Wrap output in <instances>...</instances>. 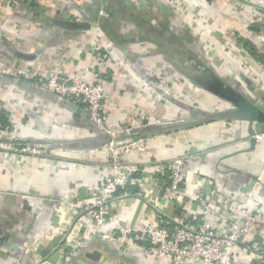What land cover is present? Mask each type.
I'll use <instances>...</instances> for the list:
<instances>
[{
	"label": "crops",
	"instance_id": "1",
	"mask_svg": "<svg viewBox=\"0 0 264 264\" xmlns=\"http://www.w3.org/2000/svg\"><path fill=\"white\" fill-rule=\"evenodd\" d=\"M179 6L186 10L185 15L164 0H0V75L12 79L0 84V111L8 114L9 121L8 126L0 125V139L50 150L46 157L0 154V264H21L29 246L42 237L51 240L45 253L47 264H77L79 259L91 264L94 259L103 262L109 258L116 264H168L167 259L155 257L152 244L136 234L132 236L133 253L102 242L92 243L86 252L69 259L58 253L62 239L77 244L92 230L88 215V225L76 230L72 226L78 222L75 211L84 214L85 202L108 174L109 158L101 149L107 137L91 123L81 102L70 100L75 106L67 107L58 95L35 86L50 75L83 73L91 79L99 72L109 88L112 122L130 125L133 120L136 124L140 112L130 110L126 102H143L145 89L137 73H130V61L123 68L115 57L125 53L130 60V51L138 50L142 53L135 52L133 59L141 61L151 47L163 53L164 46L177 51L172 40L179 35L194 49L193 36L206 35L215 44L213 60L203 51L204 57L194 58L200 63L199 68L192 65L194 74L203 73L209 79L212 72L228 85L236 84L251 101L264 102V18L259 23L251 21V15L260 18L255 11L263 10L264 0H182ZM185 17L192 25L179 26ZM111 22L114 28L109 26ZM239 38L247 44L241 51L236 43ZM108 50L111 61L102 58ZM196 50L202 51L197 46ZM87 67L92 71L86 72ZM189 78L206 90L192 74ZM227 102L229 106L222 104L219 111L235 109ZM144 124L130 130L137 132ZM250 127L258 133L264 124L207 121L165 132L145 152L126 155L125 160L143 164L129 184L137 190L113 196L104 228L136 229L162 224L164 219L196 225L201 220L197 195L220 189L241 197L246 194L241 189L253 182V177L261 186L256 202L264 212V140L257 138L253 144ZM182 156L187 159L189 173L183 189L174 194L171 184L166 187L171 183L169 170L159 166ZM230 209L231 205H226L225 212ZM219 219L217 224L226 228ZM87 253L92 255L82 256ZM259 261L264 264L255 253L245 250V244L240 245L235 264Z\"/></svg>",
	"mask_w": 264,
	"mask_h": 264
},
{
	"label": "built area",
	"instance_id": "2",
	"mask_svg": "<svg viewBox=\"0 0 264 264\" xmlns=\"http://www.w3.org/2000/svg\"><path fill=\"white\" fill-rule=\"evenodd\" d=\"M164 1L180 13L186 14V10L179 6L182 0ZM255 12L261 14L260 18L251 15V21L259 23L264 18V8L261 12ZM206 40L209 38L206 37ZM236 43L240 48V43L238 41ZM107 49L112 51L108 43ZM92 79L94 81L86 80L82 73L69 77L50 75L48 79L40 80V83L64 99L86 104L91 120L102 129L105 128L109 111L105 104L108 99L104 90L105 80L99 72H94ZM144 125L148 126V123ZM107 130L104 131L109 133L111 140L102 147V150L106 151L109 158L108 174L99 180L97 190L85 202L84 214L76 210L78 222L73 224L72 230L88 225L85 215L92 219L93 227L84 236L83 241L77 244L62 239L58 253L63 254L65 259L86 252L92 243L94 245L98 242L119 250L127 249L133 253L132 236L136 234L141 241L152 244L151 251L155 257L167 259L168 264H235L236 253L241 244H245V250L255 253L258 258L264 260V212L259 209L256 202V196L261 191L258 183L251 192L241 197L220 189L197 195L201 207V220L196 225L180 220L175 221L173 231L162 224H148L136 229L120 228L114 231L105 229L108 205L115 192L118 188H125L131 184L143 166L142 163L125 160V156L134 152H145L152 141L160 137L158 136L160 134H156L157 136L154 134L138 140H118L115 138L116 129ZM257 137L262 138L264 135L259 134ZM2 153L6 157L11 153L46 157L49 149L34 143L21 144L1 140L0 154ZM159 168L169 170L171 190L174 194L181 191V185L189 173L187 159L184 156L175 157L167 162V166L161 165ZM226 205H231V209L225 212ZM218 214L227 225L226 228L217 224L220 222ZM73 235L72 231L71 240ZM50 243L51 240L46 237L34 241L21 258V264H47L45 253Z\"/></svg>",
	"mask_w": 264,
	"mask_h": 264
},
{
	"label": "rangeland",
	"instance_id": "3",
	"mask_svg": "<svg viewBox=\"0 0 264 264\" xmlns=\"http://www.w3.org/2000/svg\"><path fill=\"white\" fill-rule=\"evenodd\" d=\"M9 19V17H6ZM186 21H179L178 25L183 27V26H188L192 25L190 23V18H186ZM187 20L189 21V24H187ZM178 31L183 32L179 30L180 28H176ZM190 36H192L191 33H189ZM180 36V35H179ZM177 37L176 39L172 40L173 45L176 47V50L170 49V51L173 52H167V54L163 52H158L154 51V47H151V50H147L146 53L141 56V62L140 59L135 58L133 59V55L136 56V53H142L141 51L139 52L138 50L136 51H130V60L128 57L124 54H121V56L115 57L117 61H120L122 63V67L124 68V65L130 61V73L132 70H134L137 75L141 78L142 82V87L145 89L144 93V101L141 102L140 100L137 102L132 101H127L126 103H130V110L133 108L136 109V112H140L138 115V118L140 119L137 121V123L140 124H132L134 122L133 120H130V125L127 122L123 123H114L112 122L111 116H112V111L111 110V104H110V92L109 88L105 84V93L108 96V99H106L105 104L108 107V116L105 122V128H99L90 118L91 123L94 125V127H97L99 130L105 133L104 130L107 129H116L117 132L115 134V138L118 140H128L130 139L129 137L125 136L126 131L132 132L130 129L134 126H140L144 122L145 124L148 123V125H159L163 124L164 122H171V121H176L179 118H181V115H184L186 113H190V109L188 106L192 108H199L202 110H214V111H219L223 108L222 104L226 107L227 105L229 106V103L227 101H224L218 97H213V93L210 92L209 90H205L204 88H201L199 86H196L195 84L190 81H188V76L190 74H194L196 71H193V66L191 64V59L197 58L198 55H204L203 51L209 55V58H211L212 51L215 48V44L211 42V40H206V35L202 38V36L194 37L193 39L196 40L195 43H197V47L200 48L202 51H197L196 46L194 49L192 47L190 48L189 46L187 47L182 41L180 37ZM216 37V36H215ZM184 40V39H182ZM231 40V39H230ZM167 42L170 40H166ZM233 40H231L232 42ZM222 46V45H220ZM218 47V46H217ZM223 47V46H222ZM241 48V49H240ZM238 47V50H242L243 48L240 46ZM230 49V48H227ZM179 51H182L186 55H182L179 53ZM145 53V52H144ZM110 52H106L104 55H102V58H109V61H111L110 57ZM203 56V57H204ZM150 57L149 61L148 58ZM188 57V59H187ZM190 57V58H189ZM216 58V57H215ZM187 59V60H186ZM213 60V58H211ZM205 61V59L203 58ZM106 61V60H104ZM212 62V61H211ZM125 63V64H124ZM251 65V61L249 62ZM121 67V68H122ZM215 67V66H214ZM122 68V69H123ZM180 68L181 71H180ZM217 69V68H216ZM92 71L90 67L86 68V72ZM188 71L189 75L184 76L181 74V72ZM85 72V73H86ZM258 72L263 75L260 70ZM83 74V73H82ZM84 75V74H83ZM5 76H9L6 75ZM10 77V76H9ZM84 78L86 80L94 81V79H88L87 77ZM45 79H48L46 77ZM131 79V75H130ZM197 81V80H196ZM235 81V79H234ZM198 82V81H197ZM2 84V82H0ZM32 86V84H31ZM39 90L41 89L44 92H48L50 94H56L53 93L51 90L48 88L44 87L43 84L39 83L37 86ZM178 93H175V91ZM182 94V95H181ZM57 95V94H56ZM124 96V95H122ZM58 97H60L58 95ZM62 98V97H60ZM213 98V99H211ZM64 99V98H63ZM67 100V99H65ZM70 101V100H69ZM72 102V101H71ZM123 104V103H122ZM155 104V106L153 105ZM153 105L154 107H151ZM129 105L126 106V108ZM158 106V107H157ZM181 107L183 109H181ZM135 111V110H133ZM89 114V113H88ZM137 119V118H136ZM126 123V124H124ZM150 123V124H149ZM132 125V126H131ZM107 128V129H106ZM167 129V128H166ZM108 131V130H107ZM263 134L264 135V128L262 130H258L257 135ZM156 135V134H155ZM162 135V134H161ZM158 135V136H161ZM157 136V135H156ZM264 140V137H262ZM260 139V138H259ZM3 139H0V141ZM50 154V150H49ZM100 264H116V261L114 259H106Z\"/></svg>",
	"mask_w": 264,
	"mask_h": 264
},
{
	"label": "water",
	"instance_id": "4",
	"mask_svg": "<svg viewBox=\"0 0 264 264\" xmlns=\"http://www.w3.org/2000/svg\"><path fill=\"white\" fill-rule=\"evenodd\" d=\"M191 64L194 66H200L199 61L194 59L191 60ZM208 77L209 80H213V81L210 84H208L209 80H205V82L202 83L201 85H203L207 90H209L219 98L229 101L231 104L236 106L235 109L210 112L188 106L189 109L191 110L190 111L191 113H189V115L185 117L181 116V118H179L174 122H169V123L164 122L163 124H159V125L143 126V128H141V130L137 132L126 131L125 136L133 140H138L140 138L148 137L151 132H155L156 134L161 135L170 130L177 131L180 129H187L196 124H201L203 122L216 121V120L247 121L250 126L254 125L255 123L264 124V110L262 108L264 102L251 101L245 94H243L239 89H237L236 84L228 85L226 82L221 80L219 76H216L212 72L208 74ZM11 80H12L11 78L0 75V82L11 81ZM62 101L63 104L67 107L75 106L69 100H65L62 98ZM78 109H79L78 112H80V108ZM250 130L252 135V142L254 144L256 142V139L258 138L257 132L252 130V127H250ZM105 134L107 140L104 142L103 146L106 143H108V141L111 140V136L109 135V133L105 132ZM253 180L254 181L251 182L247 187L241 189L243 193L247 194L253 190L256 182L258 181V178L253 177ZM45 201H48V199H46ZM75 213H77V211H75ZM87 255H91V254L87 253ZM77 264H88V263L85 262L83 259H79Z\"/></svg>",
	"mask_w": 264,
	"mask_h": 264
},
{
	"label": "trees",
	"instance_id": "5",
	"mask_svg": "<svg viewBox=\"0 0 264 264\" xmlns=\"http://www.w3.org/2000/svg\"><path fill=\"white\" fill-rule=\"evenodd\" d=\"M121 14H123V13H121ZM112 24H114V22L112 23H110V27H112V28H114V26L112 25ZM111 28V29H112ZM113 31V30H112ZM238 41H239V43H241L242 44V46L243 47H245V45L247 46V44H245L246 42H245V40H244V38H239L238 39ZM161 45H163V44H161ZM163 51H165L164 53L165 54H167V52H173V51H170V48L167 46V47H165L164 46V50ZM254 52V50H252V53ZM254 54H256V53H254ZM181 69L182 68H180V71H181ZM181 74H183L184 76H186V75H189V72L186 70V71H184V72H181ZM186 74V75H185ZM104 75V74H103ZM105 77V76H104ZM189 77V76H188ZM103 78V77H102ZM104 79V78H103ZM80 102V101H79ZM82 103V102H81ZM86 106V104H84V103H82V106ZM0 125H4V126H8L9 125V121H8V114L6 113V112H4V110H1L0 111ZM154 134H156L155 132H151L150 133V135H154ZM169 184H171V183H168L167 184V186L166 187H168V186H170ZM165 187V188H166ZM182 189H183V187H181ZM137 190V188L136 187H130L129 185L128 186H126L125 188H118V190L115 192V194L117 195V194H120V193H124L125 191H128V192H135ZM114 194V195H115ZM164 219V218H163ZM169 222V223H168ZM176 224L175 223H172V222H170L169 220H167V219H164V223H162V226H164V227H166V228H168V229H170L171 231H173V228H174V226H175ZM263 255H264V252H263ZM256 264H261V262L259 261V262H256Z\"/></svg>",
	"mask_w": 264,
	"mask_h": 264
},
{
	"label": "flooded vegetation",
	"instance_id": "6",
	"mask_svg": "<svg viewBox=\"0 0 264 264\" xmlns=\"http://www.w3.org/2000/svg\"><path fill=\"white\" fill-rule=\"evenodd\" d=\"M190 58V57H189ZM187 59H188V57H187ZM191 60H193L192 58H190ZM194 66V65H193ZM195 68H199V66H194ZM193 71H194V68H193ZM190 76V75H189ZM192 76H193V79H195V80H197L198 82H200L201 81V83H204L205 82V80H209L207 77H204L203 76V73H201V74H192ZM213 80H209V83L208 84H210L211 82H212ZM92 255V254H91ZM83 257H89V255H87V254H84V255H82ZM95 261H93L92 263H95V264H98V262H101L102 260H100V259H94ZM91 263V264H92Z\"/></svg>",
	"mask_w": 264,
	"mask_h": 264
}]
</instances>
